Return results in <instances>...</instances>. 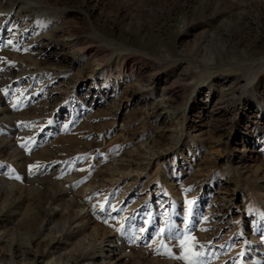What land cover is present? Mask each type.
Returning a JSON list of instances; mask_svg holds the SVG:
<instances>
[{
	"label": "rangeland",
	"instance_id": "rangeland-1",
	"mask_svg": "<svg viewBox=\"0 0 264 264\" xmlns=\"http://www.w3.org/2000/svg\"><path fill=\"white\" fill-rule=\"evenodd\" d=\"M10 1L0 264H264V0Z\"/></svg>",
	"mask_w": 264,
	"mask_h": 264
},
{
	"label": "bare ground",
	"instance_id": "bare-ground-1",
	"mask_svg": "<svg viewBox=\"0 0 264 264\" xmlns=\"http://www.w3.org/2000/svg\"><path fill=\"white\" fill-rule=\"evenodd\" d=\"M5 2V1H4ZM9 3V2H8ZM18 3V0H12V1H10V5L12 6V7H14L16 4ZM9 6V5H8ZM9 8V7H8ZM32 11H34V9L31 7V6H28L27 7V9H26V11H24V12H20L19 14H17V16L18 15H22L23 14V17L22 18H25V17H28L27 15H29V14H31L32 13ZM0 12H5V14L3 15L4 17H2L1 15H0V26H2V24H3V21L5 20V21H7V20H10L11 19V16L12 15H10V11L8 10H0ZM35 12V11H34ZM25 14H26V16H25ZM37 16V15H36ZM17 19V18H16ZM14 23V22H13ZM16 25V22L14 23V26ZM18 32V31H17ZM18 34V33H17ZM16 36V35H15ZM58 242H55L52 246H50L49 247V250L51 251H49L50 252V255L51 256H54V251L57 249V246H58ZM105 247V246H104ZM104 247H101V250L103 251L105 248ZM107 247V250H106V252L108 253H105L104 254V256L107 258V259H109L110 258V255H111V253H113L114 252V249H113V246L112 247H110V246H106ZM39 256V255H38ZM42 258V257H41ZM53 258V257H52ZM103 259V257H102V255H100V256H98L96 259L94 258V260H95V263L97 262L98 263V261H100V260H102ZM39 260L36 258L34 261H33V263L32 264H40V262H38ZM61 262V261H60ZM60 262L58 261V260H55L54 258L53 259H51V260H49V262H47L48 264H60Z\"/></svg>",
	"mask_w": 264,
	"mask_h": 264
}]
</instances>
